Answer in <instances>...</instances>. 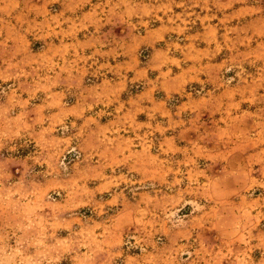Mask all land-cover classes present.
I'll return each instance as SVG.
<instances>
[{"label":"rangeland","instance_id":"obj_1","mask_svg":"<svg viewBox=\"0 0 264 264\" xmlns=\"http://www.w3.org/2000/svg\"><path fill=\"white\" fill-rule=\"evenodd\" d=\"M240 5L264 0H0V264H264Z\"/></svg>","mask_w":264,"mask_h":264},{"label":"crops","instance_id":"obj_2","mask_svg":"<svg viewBox=\"0 0 264 264\" xmlns=\"http://www.w3.org/2000/svg\"><path fill=\"white\" fill-rule=\"evenodd\" d=\"M262 8H264L263 5L258 7V8H256V9H250L248 5H247V7L243 6V5H240V6H237V8H235L234 11L237 14H242L243 16L245 14H250V13L257 12L256 16L254 15V17H252L249 20V23L247 24V27H252V28H254L255 31H264V12L262 11ZM249 9L251 11H249ZM259 23H263V25L260 26Z\"/></svg>","mask_w":264,"mask_h":264}]
</instances>
